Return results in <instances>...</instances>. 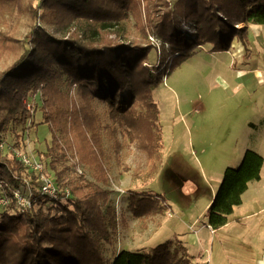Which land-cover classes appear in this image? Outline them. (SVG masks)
I'll use <instances>...</instances> for the list:
<instances>
[{"label":"rangeland","instance_id":"374dc122","mask_svg":"<svg viewBox=\"0 0 264 264\" xmlns=\"http://www.w3.org/2000/svg\"><path fill=\"white\" fill-rule=\"evenodd\" d=\"M27 4L28 0L0 1V72L24 50L22 38L32 25ZM123 4L124 0H106L105 7L122 13ZM71 16L58 13L53 19L43 16L34 23L55 38L66 36L71 26L89 32L91 23ZM133 24L129 18V28ZM184 30L193 34L190 24ZM131 31L136 43L146 38L156 48L162 44L156 35L144 38L135 29ZM245 37L246 46L234 38L228 51L213 52L210 44L194 48L152 91L161 134L157 158L145 146L144 130L127 105L128 93L120 94V106L111 107L91 84L74 83L57 65L46 68V79L62 99L52 115L56 125L51 127L42 119L41 94L37 98L28 93L29 114L32 105L36 108L33 123L24 129L6 125L0 153L10 158L15 144L42 159L55 139V173L61 172L60 182L80 197L89 195L97 184L107 192L115 210L112 240L102 244L106 260L121 249L149 250L177 239L184 242L196 264H264V25L248 23ZM164 47L169 49L168 44ZM148 62H158V51L150 54ZM7 106V101L0 102V121ZM74 108L80 121L89 123L98 137L105 184L96 182V171L80 150L71 127ZM246 151L263 159L259 180L247 183L227 224L212 231L205 217L208 206L226 170L237 168ZM50 161L49 157L41 160L44 175L54 181ZM133 194L153 197L163 211L134 216L129 206Z\"/></svg>","mask_w":264,"mask_h":264},{"label":"trees","instance_id":"16d2710c","mask_svg":"<svg viewBox=\"0 0 264 264\" xmlns=\"http://www.w3.org/2000/svg\"><path fill=\"white\" fill-rule=\"evenodd\" d=\"M33 1L28 0L27 4L32 25L22 38L24 50L0 72V102H8L0 121V141L6 125L24 129L33 123L36 108L32 105L29 114L25 102L28 93L37 98L41 94L42 119L51 127L56 125L52 115L62 99L46 79V68L57 65L74 83L91 84L111 107L120 106V94L128 93L127 105L144 130L145 146L157 158L161 134L152 91L163 77L194 48L210 44L213 52L228 51L234 38L246 46L248 23L264 25V0H124L122 13L109 11L106 0H38L35 6ZM58 13L72 14L91 23L89 32L71 26L66 36L55 38L35 25L43 16L53 19ZM129 18L134 23L131 28ZM187 24L192 25V35L184 30ZM131 29L144 38L156 35L162 44L156 48L146 38L136 43ZM165 44L169 49H165ZM157 51L158 62L151 65L149 56ZM78 115L77 108L70 112L80 150L93 165L96 182L105 184L98 137ZM53 141L55 145L41 157L51 158L48 166L60 193L70 191V196L62 201L40 194L39 175L27 170L14 156V151L20 150L14 147L18 145L13 144L10 158L0 153V199L8 200L6 205L0 204V264H196L177 239L149 250L121 249L106 260L102 244L111 242L116 229L115 210L107 192L95 184L89 195L74 196V191L60 182L61 172L55 173L58 144ZM33 157L42 160L37 155ZM262 160L257 153L246 151L237 168L226 170L205 214L212 231L227 224V216L241 203L247 183L259 180ZM14 192L29 199L30 209L17 205ZM129 206L136 217L163 211L146 194L131 195Z\"/></svg>","mask_w":264,"mask_h":264},{"label":"built area","instance_id":"2783aa9c","mask_svg":"<svg viewBox=\"0 0 264 264\" xmlns=\"http://www.w3.org/2000/svg\"><path fill=\"white\" fill-rule=\"evenodd\" d=\"M1 146L2 144H0V147ZM14 156L22 163V165L27 170L33 171L37 175H39V181L42 183L40 186L41 195L51 200L61 201L70 196V191L68 189L63 190V194H61V191L57 188L53 181L47 175H44V167L42 162L38 161L36 158L22 150H15ZM59 194L62 196L60 197ZM14 199L16 200L17 205L21 209H30L31 205L29 199L24 196H21L20 193L14 192ZM7 203L8 200L0 199V204L6 205Z\"/></svg>","mask_w":264,"mask_h":264},{"label":"crops","instance_id":"0c3cea01","mask_svg":"<svg viewBox=\"0 0 264 264\" xmlns=\"http://www.w3.org/2000/svg\"><path fill=\"white\" fill-rule=\"evenodd\" d=\"M181 243H182V245L184 244V242L183 241H181V240H179ZM192 241L194 242V243H196V239H192ZM186 250H187V248H186ZM188 252V251H187ZM189 254V253H188ZM190 255V254H189ZM190 256H192V255H190Z\"/></svg>","mask_w":264,"mask_h":264}]
</instances>
